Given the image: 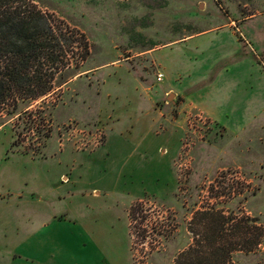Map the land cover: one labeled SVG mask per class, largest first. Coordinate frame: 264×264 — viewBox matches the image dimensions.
Returning <instances> with one entry per match:
<instances>
[{
	"label": "rangeland",
	"instance_id": "rangeland-1",
	"mask_svg": "<svg viewBox=\"0 0 264 264\" xmlns=\"http://www.w3.org/2000/svg\"><path fill=\"white\" fill-rule=\"evenodd\" d=\"M35 1L89 55L0 115V264H174L197 210L264 228V0Z\"/></svg>",
	"mask_w": 264,
	"mask_h": 264
},
{
	"label": "trees",
	"instance_id": "trees-1",
	"mask_svg": "<svg viewBox=\"0 0 264 264\" xmlns=\"http://www.w3.org/2000/svg\"><path fill=\"white\" fill-rule=\"evenodd\" d=\"M78 41L86 59L89 44L84 33L35 0H0V115L22 114L54 91L56 76L69 68L67 52ZM26 113L29 119L33 116ZM142 203L130 208L131 223L142 218ZM245 220L226 216L222 210H197L189 223L193 240L175 256L174 264H231L232 253L252 252L262 243L264 228L247 226Z\"/></svg>",
	"mask_w": 264,
	"mask_h": 264
},
{
	"label": "crops",
	"instance_id": "crops-1",
	"mask_svg": "<svg viewBox=\"0 0 264 264\" xmlns=\"http://www.w3.org/2000/svg\"><path fill=\"white\" fill-rule=\"evenodd\" d=\"M164 78H165V76H164ZM164 80V79H163ZM162 82V81H161ZM197 106V105H196ZM198 108H200V106H198ZM209 115H211L205 108H203ZM212 116V115H211ZM213 117V116H212ZM134 126L135 125H132L131 127H129L130 129H129V134L131 133V131L130 130H133L134 129ZM136 128L138 129L139 127L138 126H136ZM135 131H136V129H135ZM16 255H18V256H20V257H17V258H22V257H24L25 255H23V254H20L19 252H16L15 253ZM16 258V259H17ZM14 259V258H13ZM26 260L27 261H29V260H32V258L29 256L28 258H26Z\"/></svg>",
	"mask_w": 264,
	"mask_h": 264
},
{
	"label": "built area",
	"instance_id": "built-area-1",
	"mask_svg": "<svg viewBox=\"0 0 264 264\" xmlns=\"http://www.w3.org/2000/svg\"><path fill=\"white\" fill-rule=\"evenodd\" d=\"M163 79H164V73L163 72H159L157 74V81L161 82V81H163Z\"/></svg>",
	"mask_w": 264,
	"mask_h": 264
}]
</instances>
